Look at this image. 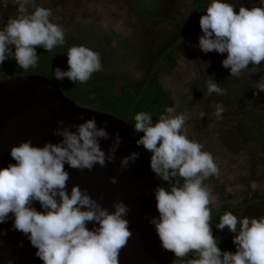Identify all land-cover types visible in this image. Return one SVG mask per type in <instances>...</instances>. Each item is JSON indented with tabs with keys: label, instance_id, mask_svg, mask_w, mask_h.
<instances>
[{
	"label": "clouds",
	"instance_id": "9594fccd",
	"mask_svg": "<svg viewBox=\"0 0 264 264\" xmlns=\"http://www.w3.org/2000/svg\"><path fill=\"white\" fill-rule=\"evenodd\" d=\"M14 3L19 15L0 28V66L12 58L27 71L38 65L37 47L50 52L64 45L65 33L61 25L51 21V9L38 6L36 0ZM199 24L203 34L197 47L204 53H226L221 63L230 69V77L240 76L249 65L255 69L253 74L260 72L264 62V6H241L236 11L230 3L212 0ZM67 57L68 70H53L56 80L67 78L83 84L103 69L100 54L86 46H72ZM254 89V96L264 92V77ZM213 93L223 96L226 90L210 77L205 98ZM212 106L215 117L221 119L224 105ZM205 115L201 112L200 118ZM77 119L83 122L65 125L63 120L57 121L53 135L60 137L58 142L35 146L27 140L11 147L10 156L16 163L0 168V224L11 214L13 229L28 238L43 264H120V252L132 236L125 218L129 206L115 201L110 211L78 184L69 192L70 174L65 165L79 171H92L96 165L106 167L115 161L122 138L115 133L106 152L101 141L110 138L108 122L98 127L95 117L85 119L83 113ZM188 119V114L174 115L171 107L156 122L149 112L141 111L134 117L135 132L143 133L136 140L137 146L151 153V170L169 185L155 189L159 216L149 221L162 248L184 264H264V216L223 214L216 228L233 234L236 251L218 247L212 232L211 194L204 182L219 175V168L201 143L188 138ZM138 158V152L122 157L120 168L127 169ZM110 183L117 184L118 178L110 177ZM251 187L255 190L256 182ZM34 202H39L43 211L33 207ZM89 223L94 227L89 229ZM4 234L0 230V235ZM189 254L194 258L185 259Z\"/></svg>",
	"mask_w": 264,
	"mask_h": 264
},
{
	"label": "rangeland",
	"instance_id": "374dc122",
	"mask_svg": "<svg viewBox=\"0 0 264 264\" xmlns=\"http://www.w3.org/2000/svg\"><path fill=\"white\" fill-rule=\"evenodd\" d=\"M197 1L36 0V4L51 9L50 19L63 27L65 39L100 54L103 69L93 73L89 82L106 86L114 79V90L118 94L124 84L123 77L134 85L141 83L153 60L174 39L181 25L191 26ZM4 2L0 0V28L19 15L14 0H7V7ZM223 2L232 4L236 11L241 6H264L261 0ZM145 3L152 7V15L169 16L173 21H156L142 14L139 7ZM202 15L195 20L192 34L171 53L170 60L174 64L159 71L158 81L171 100L174 115L188 114L185 125L188 138L201 143L218 165L219 175L205 180L212 209L219 211L246 204L230 212L238 217L259 218L264 216V200L252 201L264 195V92L255 96L253 93L255 83L264 77V62L259 73L253 74L255 69L249 65L240 76L230 77V69L221 63L226 53H204L197 47L203 34L199 24ZM210 77L226 90L225 95L213 93L205 98ZM215 103L224 105L221 119L214 115L212 105ZM201 112L206 114L202 119ZM252 182L257 184L255 190ZM226 249L236 251L233 234L228 230ZM192 258L194 256L189 254L185 259Z\"/></svg>",
	"mask_w": 264,
	"mask_h": 264
},
{
	"label": "water",
	"instance_id": "95a60500",
	"mask_svg": "<svg viewBox=\"0 0 264 264\" xmlns=\"http://www.w3.org/2000/svg\"><path fill=\"white\" fill-rule=\"evenodd\" d=\"M81 113L85 119L95 117L98 127L104 126V121L108 122L110 138L101 141L103 150L107 152L117 132L122 143L115 161L107 163L106 167L96 165L92 171H79L65 165L70 174L68 191L78 184L110 211L114 210L112 204L115 201H123L129 206L125 218L132 236L120 252V264H175L174 253L162 248L155 226L149 222L152 217L159 216L155 189L162 184L123 118L79 105L57 82L38 73L0 79V168L16 163L10 156L11 147L27 140L35 146H43L47 141L58 142L60 137L53 135L57 121L63 120L65 125L79 124L83 122L77 119ZM132 152H138L139 158L135 163L130 162L127 169H121V158ZM113 176L118 178L117 184L110 183ZM32 206L43 211L39 202ZM13 220L10 214L8 221L0 224V230L6 233L0 235V264H43L28 238L13 229ZM87 227L91 229L94 225L89 223Z\"/></svg>",
	"mask_w": 264,
	"mask_h": 264
},
{
	"label": "trees",
	"instance_id": "16d2710c",
	"mask_svg": "<svg viewBox=\"0 0 264 264\" xmlns=\"http://www.w3.org/2000/svg\"><path fill=\"white\" fill-rule=\"evenodd\" d=\"M211 2L212 0H198L194 4L196 12L191 26L186 27L181 25V30L176 34L174 39L168 43L153 60L147 75L141 83L134 85L127 78L123 77L124 84L118 94H116L114 90V79H111L106 86H98L90 83L89 80L82 84L80 82H71L67 78L63 80H56L54 78L53 70L55 68L59 67L64 71L68 70V50L72 46H79L71 39H65L64 45L57 46L50 52H46L43 48L37 47L36 51L39 55L38 65L27 71L21 69L14 59L9 58L2 66H0V79L28 73L44 75L50 80L57 82L65 94L76 101L79 105L112 113L117 117L123 118L130 125L132 134L137 140L143 135V133L135 132L134 117L136 113L141 111L149 112L152 114L153 122H156L159 116L165 113V109L171 106V100L169 99L168 94L161 89L158 81V73L162 68H170L174 64L173 61L170 60L171 53L184 43L187 36L192 34L191 29L194 26L195 20L200 15L206 13L207 7ZM151 8L152 7L148 3H145L144 5H140L139 10L142 14L150 16L156 21H173L169 16L152 15L150 12ZM143 150L150 159L151 153L144 148ZM157 178L163 187H169L167 182L162 181L159 177ZM263 200L264 195L255 197L252 202L259 203ZM245 205L246 204L235 205L227 209L214 211L210 202L209 208L212 217V232L217 238L218 247L222 251H227V229L221 231L216 228V224L219 223L218 217L226 212L233 211L238 207H244ZM175 264H181L180 259L175 257Z\"/></svg>",
	"mask_w": 264,
	"mask_h": 264
}]
</instances>
